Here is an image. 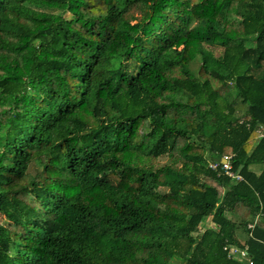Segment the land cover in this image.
<instances>
[{
  "label": "trees",
  "instance_id": "obj_1",
  "mask_svg": "<svg viewBox=\"0 0 264 264\" xmlns=\"http://www.w3.org/2000/svg\"><path fill=\"white\" fill-rule=\"evenodd\" d=\"M0 96V264H264V0H0Z\"/></svg>",
  "mask_w": 264,
  "mask_h": 264
},
{
  "label": "built area",
  "instance_id": "obj_2",
  "mask_svg": "<svg viewBox=\"0 0 264 264\" xmlns=\"http://www.w3.org/2000/svg\"><path fill=\"white\" fill-rule=\"evenodd\" d=\"M228 160H229V157L225 156L220 161L223 164L225 170L228 169V167H227ZM216 167H217V165L215 163L210 164L211 169H215ZM226 173L228 175L232 176V174L230 172H228V170L226 171ZM236 179L240 180L239 177H236ZM247 228L249 230H252L254 228V224L248 225ZM223 250L226 252V256L228 259L239 258V259L245 260L246 262H248V264H251V261L248 259L247 253L244 249H240L234 245H225L223 247Z\"/></svg>",
  "mask_w": 264,
  "mask_h": 264
},
{
  "label": "rangeland",
  "instance_id": "obj_3",
  "mask_svg": "<svg viewBox=\"0 0 264 264\" xmlns=\"http://www.w3.org/2000/svg\"><path fill=\"white\" fill-rule=\"evenodd\" d=\"M66 17L68 16V14L65 15ZM217 53H221L220 50H217ZM3 101V102H2ZM8 101H10V99H5L2 100L1 99V96H0V110L1 109H4V108H7L9 106L8 104ZM167 161V158L166 157H162L160 158V163H165ZM211 226V223H210V218H207L206 220H204L199 227L201 228H204V227H210ZM238 239L240 240V243H244L245 239H246V236L245 235H242V234H239L238 235ZM175 261V260H173ZM174 263H177L176 261Z\"/></svg>",
  "mask_w": 264,
  "mask_h": 264
}]
</instances>
